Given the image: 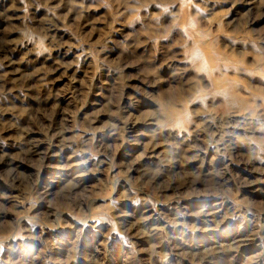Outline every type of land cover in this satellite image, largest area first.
I'll return each instance as SVG.
<instances>
[{
    "label": "rangeland",
    "instance_id": "374dc122",
    "mask_svg": "<svg viewBox=\"0 0 264 264\" xmlns=\"http://www.w3.org/2000/svg\"><path fill=\"white\" fill-rule=\"evenodd\" d=\"M0 264H264V0H0Z\"/></svg>",
    "mask_w": 264,
    "mask_h": 264
},
{
    "label": "bare ground",
    "instance_id": "6f19581e",
    "mask_svg": "<svg viewBox=\"0 0 264 264\" xmlns=\"http://www.w3.org/2000/svg\"><path fill=\"white\" fill-rule=\"evenodd\" d=\"M133 123V122H132ZM129 125V124H128ZM134 125V124H133ZM135 127V126H134ZM128 129V128H127ZM133 131V130H132ZM128 133V132H127ZM98 135V134H97ZM200 137V136H199ZM101 139V138H100ZM195 141V140H194ZM195 143V142H194Z\"/></svg>",
    "mask_w": 264,
    "mask_h": 264
}]
</instances>
